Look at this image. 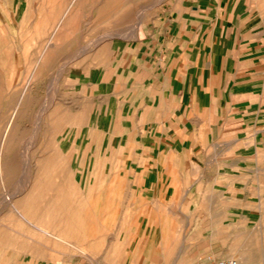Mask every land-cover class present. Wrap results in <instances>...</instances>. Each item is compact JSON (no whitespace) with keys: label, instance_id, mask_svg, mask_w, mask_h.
Wrapping results in <instances>:
<instances>
[{"label":"crops","instance_id":"obj_1","mask_svg":"<svg viewBox=\"0 0 264 264\" xmlns=\"http://www.w3.org/2000/svg\"><path fill=\"white\" fill-rule=\"evenodd\" d=\"M202 1L163 7L127 39L90 24L89 0H2L28 47L19 61L50 62L60 163L33 199L56 244L21 264H182L188 237L230 235L264 201L263 20L250 0Z\"/></svg>","mask_w":264,"mask_h":264},{"label":"rangeland","instance_id":"obj_2","mask_svg":"<svg viewBox=\"0 0 264 264\" xmlns=\"http://www.w3.org/2000/svg\"><path fill=\"white\" fill-rule=\"evenodd\" d=\"M264 24V0H250ZM89 5V6H88ZM83 6L88 12L90 24L97 19L104 22L106 38L120 36L132 38L145 31L138 27L157 18L163 7L171 9L184 7L198 10L204 6L202 0H89ZM2 0H0V264H21L34 256H49L56 241L42 237L41 225L33 221V199L35 183L50 182L53 168L58 166L55 157L57 143L52 139L49 125L50 103L48 81L45 75L50 62L33 63L27 58L28 47L18 44L17 32L4 26L1 21ZM264 28V25H263ZM24 65L26 66L24 68ZM37 78H30V75ZM42 88V90H41ZM47 89V91H45ZM45 206H38L49 217L51 209L50 192L46 191ZM257 201V200H256ZM249 220L235 221L233 231L227 235L199 240L186 239V253L182 264H197L208 255L234 257L241 264H264V201L249 205ZM29 214V215H28ZM20 215H24L27 221ZM30 216V217H29ZM224 227V226H223ZM223 229L219 226L218 228ZM48 230V229H47ZM44 233V232H43ZM211 233V232H210ZM207 235V234H205ZM115 242L118 239H114ZM110 239L108 243L110 246ZM115 242L109 249L115 253L108 255L111 261L120 263L121 252ZM115 243V244H114ZM201 244L218 245L222 250L194 253ZM63 245V244H62ZM117 251V252H116ZM119 252V253H118Z\"/></svg>","mask_w":264,"mask_h":264},{"label":"built area","instance_id":"obj_3","mask_svg":"<svg viewBox=\"0 0 264 264\" xmlns=\"http://www.w3.org/2000/svg\"><path fill=\"white\" fill-rule=\"evenodd\" d=\"M197 264H241L239 259L234 257H217L214 254L208 255Z\"/></svg>","mask_w":264,"mask_h":264},{"label":"bare ground","instance_id":"obj_4","mask_svg":"<svg viewBox=\"0 0 264 264\" xmlns=\"http://www.w3.org/2000/svg\"><path fill=\"white\" fill-rule=\"evenodd\" d=\"M43 231H44V230H43ZM43 231H42V232H43ZM46 231H47V230H46ZM47 234H48V233H47ZM49 234H50V233H49ZM172 234H173V233H172ZM173 235H174V234H173ZM171 236H172V235H170V234H169V235L167 234V235L165 236V243H166V244L169 243V240H170V242H171V241H173V240L175 239V238L173 239ZM48 237H49V236H48ZM172 239H173V240H172ZM166 244H165V245H166ZM246 264H247V263H246Z\"/></svg>","mask_w":264,"mask_h":264}]
</instances>
